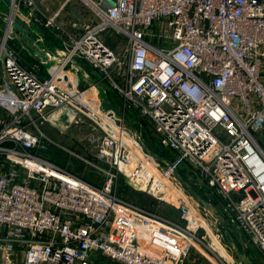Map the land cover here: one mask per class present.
<instances>
[{"label":"built area","instance_id":"built-area-1","mask_svg":"<svg viewBox=\"0 0 264 264\" xmlns=\"http://www.w3.org/2000/svg\"><path fill=\"white\" fill-rule=\"evenodd\" d=\"M12 2L23 22L64 32L66 60L45 79L25 67L9 43L16 30L9 9L0 26V264H99L97 256L109 264H187L208 248L203 231L218 234L216 218L170 167L159 171L137 155L143 148L124 122L61 83L70 58L112 80L123 107L152 123L160 145L177 154L173 164L195 168L230 227L264 254V152L252 134L264 131V0H90L96 17L78 35L55 21L59 12ZM108 31L125 39L121 54L103 42ZM42 38L38 29L34 41ZM122 66L119 87L111 71ZM67 104L74 119L77 105L87 109L100 131L94 157L112 172L94 164L103 173L98 184L36 152L40 127ZM119 173L170 203L179 220L119 196Z\"/></svg>","mask_w":264,"mask_h":264},{"label":"rangeland","instance_id":"rangeland-1","mask_svg":"<svg viewBox=\"0 0 264 264\" xmlns=\"http://www.w3.org/2000/svg\"><path fill=\"white\" fill-rule=\"evenodd\" d=\"M73 1L74 2L69 3L67 6L65 5L66 7L64 6L65 8H63V10L60 11V14L55 17V21L60 24L65 31H68L70 33L73 32L76 34L80 32V29L82 27L81 24H83L84 22H88L89 18L94 19L96 16L92 12L91 4H89L90 0ZM5 8L6 10L11 9L10 0L8 3H6ZM4 16L6 15L4 14ZM46 16L50 15L46 14ZM74 20H77V22L74 23L75 26L72 25V22ZM14 25L16 30L17 28H23L15 22ZM0 26H2V28L4 29V21L0 22ZM55 30L58 32L60 31L64 35V32L61 29ZM61 38H63V36H61ZM102 40L106 46H108L109 48H113L115 52L121 54L123 46L125 44L124 38H118L115 32L108 31L107 33L102 34ZM124 64L125 63L123 60V65ZM123 72L124 66L115 67L111 71V77L114 80L115 84L119 87H121L124 82ZM101 79V85L104 89L105 94H107L109 98L117 97L118 99L122 100V96L118 88L113 84L112 80L104 76H102ZM92 97L93 96H90V98ZM72 104L73 106H76L74 103ZM66 106L69 109L73 108L72 105L69 104H67ZM77 106L79 109L76 110L74 116L75 119L72 117V120H70L66 116V114H63L62 116L58 117L55 122L54 120H52L53 118H51L50 121L46 122L40 127V130L43 132L44 137L41 136V148H39V150H37L36 152L41 156L47 157L53 160L54 162L63 165L69 170L77 172V174H79L80 176L87 177V179H90L92 182L98 184L103 179V173L99 172L95 168L94 164L99 165L102 169L107 171L112 172V169H110V166L107 163H100L98 160L95 159V139L99 138L98 136H100V131L96 127L93 120L88 117L87 109H85L81 105ZM116 106L124 112L125 116L130 120L133 126L132 128L124 124V127H126L130 132H132V134H135L136 132L140 140L148 148L159 153L164 158L169 159L172 162L174 161L177 154L162 147L160 143H158L153 125L151 122H149L146 117L141 116L136 111L134 112L130 111L127 108H124L121 104ZM1 115L2 112L0 111V116ZM252 134L256 139L259 148L264 152V131L257 130L254 131ZM130 137L134 139L133 136L130 135ZM132 139H129V144L131 145L134 144ZM135 152L137 153V155H140L143 158L145 155L146 160L150 163H159V171L166 169L165 167L167 166H165V163L156 161L151 156H146V153L141 151L140 148L138 149V147H135ZM176 168L185 179H187L193 184L194 188L200 195L208 197L207 200L212 204L215 203L213 205H215L220 210L219 207L221 206L219 203V196L216 195L215 191L207 185L204 178L201 177V175L195 168H193L191 165H188L186 162L177 165ZM115 187L117 189V192H119L122 196L126 197L130 201H133L136 204L138 203L140 205H148L151 208H156L157 211L162 214H165L163 212L164 207L167 210L168 207L166 206L170 204L168 202L157 203L158 201L156 199L147 194L145 191L141 190L138 185H136L133 181L129 180L128 177L125 176L123 173L117 174L115 178ZM149 202H151V204H147ZM157 204H161V207L156 206ZM174 213L176 215H174ZM171 216L177 218V211H173ZM219 228L218 234L214 233L216 232V230L209 231V233H207L209 235H206L203 231V234L205 235L204 243L206 244V246H208V248L205 250L204 247H201L204 254H200L196 251L191 254L192 257L196 258L195 261L192 258L193 264H211L210 262H217V264H220V262H222L223 264H242L234 255L232 245L229 243L225 233L221 228ZM232 231L233 235L240 240L242 247L246 249L248 256H250V258L255 262V264H264L263 252L258 247H255L254 245L250 244L249 239L246 235H244L238 230L232 229ZM212 251L216 254V258L211 253ZM96 261L99 262V264H109V262L105 261L100 256H97Z\"/></svg>","mask_w":264,"mask_h":264},{"label":"crops","instance_id":"crops-1","mask_svg":"<svg viewBox=\"0 0 264 264\" xmlns=\"http://www.w3.org/2000/svg\"><path fill=\"white\" fill-rule=\"evenodd\" d=\"M33 1L35 2L38 9L40 11L42 10V12H44L45 15L46 14L53 15L56 12H59L58 14H60V11L63 10V8L62 9L60 8L62 0H33ZM8 2L9 0H0V22L4 21V19L6 18V16H4V14L2 13V11L6 10L5 7H6V3ZM72 2L74 1L72 0L69 3ZM68 4H66V6ZM75 22H77V20H74L72 22L73 24L72 23L71 24L74 25ZM23 28L20 29L17 28L20 39L23 43V45H20L21 49L19 50L16 49L18 51V56L20 57L22 64L25 67L31 69L38 77L42 79L48 78L53 72H55V70L58 68V66L63 60L62 56L58 54L59 50L62 49V47L64 46L63 38L59 37V35L55 32L54 29L45 28L46 31H44V36L42 38L43 40L40 41L39 43H36L34 41V35L35 33H37L38 28L35 26L31 27L30 30L28 28H25L26 30ZM79 33L80 32L76 33V35H78ZM73 59H74L73 62L70 61L64 67L62 71L64 77L61 83L63 85H66L71 93L72 92H74L75 94L78 93V96H81L85 99L86 98L88 100L96 99L97 101L101 100L100 97L105 93L101 85L102 83L101 78L103 76L102 73L80 59H76V58ZM261 75H262V81L264 83V64L262 65L261 68ZM90 96L93 97L90 98ZM99 102L102 103L101 101ZM113 102L115 105H120V104L123 105V99L120 100L117 97L113 98ZM69 110L70 109L65 105L60 107L59 110L53 113L52 120H54L55 122V120L58 117L62 116L63 114H66V116L70 120H72V114L68 113ZM156 136L159 143V139H158L159 137L158 135ZM174 211L177 210L174 209ZM177 215H178V211H177ZM192 258L194 261L196 260V258L189 256V258L187 259V264H193Z\"/></svg>","mask_w":264,"mask_h":264},{"label":"water","instance_id":"water-1","mask_svg":"<svg viewBox=\"0 0 264 264\" xmlns=\"http://www.w3.org/2000/svg\"><path fill=\"white\" fill-rule=\"evenodd\" d=\"M3 14L7 15L8 12L6 10L2 11ZM13 21L15 23H17L18 25L28 28L30 29L31 27L35 26L39 29V31H41V33L44 36V30L43 28L38 25V24H27L25 22H23L22 20H20L17 16H14ZM13 35L15 36V38L19 41L20 45H23L19 33L14 30L13 31ZM60 56H62L63 61L66 60L65 54L59 52L58 53ZM73 58H70L68 60V62H73ZM101 102H102V106H103V111L104 112H111L113 113V115L120 121L124 122L126 125H128L129 127H132V124L130 122V120L125 116L124 112L119 109L114 102L108 97L107 94H103L101 97ZM135 137L137 138L139 144L142 146L143 151L148 154L149 156H151L154 160L159 161L161 163H165V165H167L168 167H170L172 169L173 175L175 177L176 180H178L184 187L185 189L188 191V193L193 196L196 201L206 210L208 211L210 214H212L218 224L219 227L223 230V232L225 233L226 237L228 238L229 243L232 245V250L234 255L236 256V258L242 263V264H255V262L250 258V256H248L247 251L244 247L239 246L236 242V240L233 238V231L232 228L230 227V225L228 224L224 214L221 212V210H219L215 205H213L211 202H209L208 200H206L202 195H200L197 190L194 188L193 184L191 182H189L187 179H185L177 170L176 166L173 164V162L169 159L164 158L163 156H161L159 153L153 151L152 149L148 148L139 138V136L137 135V133L135 132Z\"/></svg>","mask_w":264,"mask_h":264},{"label":"trees","instance_id":"trees-1","mask_svg":"<svg viewBox=\"0 0 264 264\" xmlns=\"http://www.w3.org/2000/svg\"><path fill=\"white\" fill-rule=\"evenodd\" d=\"M45 30V29H44ZM46 31V30H45ZM55 32L59 35V37H61V36H63V34L59 31H56L55 30ZM9 43H10V45L11 46H13V47H15L16 49H21V47H20V44H19V41L15 38V37H13L10 41H9ZM19 59H20V57H19ZM20 62H21V60H20ZM22 63V62H21ZM112 101H113V98L111 97L110 98ZM130 111H134V110H132V109H129ZM74 173H76L77 174V172H74ZM79 175V174H78ZM82 177V176H81ZM84 177V176H83ZM84 179L85 180H87V181H89V182H92L90 179H87V177H84ZM93 183H95V182H93ZM118 193V195L119 196H121V197H123V198H125V199H127L126 197H124V196H122L119 192H117ZM203 197L207 200L208 199V197H206V196H204L203 195ZM127 200H129V199H127ZM130 201V200H129ZM133 202V201H132ZM153 202V201H152ZM135 203V202H134ZM154 203V202H153ZM157 203H159V202H157ZM138 204V203H137ZM147 204H151V202H149V203H147ZM213 204H215V203H213ZM218 204V203H217ZM138 205H140V204H138ZM142 206H144V207H147V208H150V209H155L156 211H157V209L156 208H151V207H149L148 205L147 206H145V205H142ZM153 206V205H152ZM156 206H158V207H161V204L160 205H156ZM164 206H166V205H164ZM166 207H168V209L166 210V208L164 207V209H163V212L165 213V214H163V215H167V216H170L171 217V215H172V213H173V211H174V208L173 207H171L170 205H168V206H166ZM220 208V210H221V207H219ZM170 210H172V211H170ZM159 212V211H158ZM162 214V213H161ZM174 215H176L175 213H174ZM173 219H175V220H179V217H178V215H177V218H174V217H172ZM233 238L236 240V242H237V244L239 245V246H242L241 245V242H240V240L236 237V236H234L233 235Z\"/></svg>","mask_w":264,"mask_h":264},{"label":"bare ground","instance_id":"bare-ground-1","mask_svg":"<svg viewBox=\"0 0 264 264\" xmlns=\"http://www.w3.org/2000/svg\"><path fill=\"white\" fill-rule=\"evenodd\" d=\"M89 4H91V2L89 1ZM16 7L14 6L13 2L11 5V11H10V19H13L15 16V12H16ZM9 13V10H6ZM166 199H168V195L165 196Z\"/></svg>","mask_w":264,"mask_h":264}]
</instances>
